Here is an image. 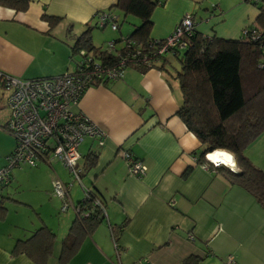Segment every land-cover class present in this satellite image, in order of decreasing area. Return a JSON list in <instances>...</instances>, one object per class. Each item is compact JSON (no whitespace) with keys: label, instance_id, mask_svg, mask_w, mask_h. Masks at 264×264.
Returning a JSON list of instances; mask_svg holds the SVG:
<instances>
[{"label":"crops","instance_id":"1","mask_svg":"<svg viewBox=\"0 0 264 264\" xmlns=\"http://www.w3.org/2000/svg\"><path fill=\"white\" fill-rule=\"evenodd\" d=\"M115 3L28 0L24 9L0 4V71L23 79L69 71L67 58L73 63L74 40L89 26L94 44L97 11L110 10L121 21ZM187 12L192 13L198 33L238 39L245 27L256 25L259 9L245 0H162L150 17V37L168 36ZM43 14L59 20L51 25ZM131 21L133 28L140 22ZM119 26L118 36H126ZM179 54L165 52L144 72L128 67L121 78L87 87L74 108L103 132L102 144L88 137L78 163L82 185L101 200L105 218L83 236L74 254L61 257L62 241L75 212L71 205L60 210L62 200L53 194L52 181L58 177L68 182L71 175L65 169L62 172L59 161L39 162L46 166L30 171V180L42 181L41 189L36 188L42 193L34 197L42 200V207L32 198L17 199L37 218L31 217L29 225L15 223L17 232H3L0 264H33L26 254L12 252V247L40 224L55 234L44 264H181L190 254L201 256L198 264H226L228 256L234 264H264V208L220 170L196 162L200 142L176 113L182 94L170 57ZM13 145L14 141L2 151L0 167ZM121 151L144 163L142 176L129 174ZM92 152L97 154L95 162L86 169ZM244 153L264 170V132ZM13 181L10 170L9 182L0 183V191L8 193ZM82 185L69 188L74 205L84 196ZM2 193L3 205L5 199H13Z\"/></svg>","mask_w":264,"mask_h":264},{"label":"trees","instance_id":"2","mask_svg":"<svg viewBox=\"0 0 264 264\" xmlns=\"http://www.w3.org/2000/svg\"><path fill=\"white\" fill-rule=\"evenodd\" d=\"M250 1L259 9L256 25L248 26L247 33L238 39H223L215 35H202L194 31L187 41V47L180 51V70L177 79L182 101L177 115L199 140L201 149L196 162L206 163L205 154L214 150H227L234 155L236 169L227 166L217 167L230 183H235L248 191L264 208V170L253 164L245 155V148L264 132V0ZM28 0H0L1 5L17 9L26 8ZM162 0H116L114 7L124 15L139 19L127 35L146 51L154 49L150 40L152 26L151 14ZM52 25L59 17L43 14ZM91 27L76 36L72 45L71 60L79 48L91 51L107 65H115L124 50L122 45L114 52H105L91 41ZM257 38L252 39L250 34ZM119 42V38L114 40ZM179 53V52H178ZM179 54V55H180ZM154 66L134 67L141 72ZM106 82V81H105ZM104 82V83H105ZM5 125V124H4ZM4 125H1L2 129ZM97 154L87 156L86 169L95 162ZM211 166V164H208ZM95 194L83 197L77 203L75 219L72 221L62 241V256L74 254L85 234H90L105 218L102 209L93 203ZM6 208L0 201V219L4 218ZM54 232L40 224L32 233L17 239L12 252L26 254L33 264H44L53 239ZM64 258H62L63 260ZM201 256L190 254L181 264H198Z\"/></svg>","mask_w":264,"mask_h":264},{"label":"built area","instance_id":"3","mask_svg":"<svg viewBox=\"0 0 264 264\" xmlns=\"http://www.w3.org/2000/svg\"><path fill=\"white\" fill-rule=\"evenodd\" d=\"M259 1V0H254ZM96 26L104 28L109 25L117 30L119 17L110 10L95 13ZM196 22L192 13H185L175 24L171 33L160 39H152L154 49L146 51L140 44L126 36H120L119 42L106 41L102 51L114 52L122 45L124 50L115 65H107L96 58L91 51L79 48L76 52L77 63L72 70L47 77L18 78L0 71V85L7 91L6 104L9 109L8 119L3 127L14 138V147L6 155V164L0 168V183L10 179V169L14 166H36L39 162L51 164L57 160L68 170L73 180L81 181L79 145L85 137H92L102 144L103 132L82 111H75L79 99L85 89L91 85L103 84L110 79H118L124 75L128 67L147 66L165 52L178 54L187 47L188 37L195 31ZM247 33V27L242 34ZM259 34H250L252 39ZM119 43V44H118ZM264 67V60L259 64ZM217 150L206 153V163L212 167L225 165L235 166L231 160H214L210 155ZM129 174L142 176L146 171L144 163L128 151H121ZM67 183L58 177L53 179L54 194L62 200L61 211L72 206L74 212L77 205L70 202ZM84 196L89 197L92 190L82 185ZM104 212L101 200L95 195L93 201ZM192 238V236H189ZM226 264H234L233 257L228 256Z\"/></svg>","mask_w":264,"mask_h":264},{"label":"rangeland","instance_id":"4","mask_svg":"<svg viewBox=\"0 0 264 264\" xmlns=\"http://www.w3.org/2000/svg\"><path fill=\"white\" fill-rule=\"evenodd\" d=\"M118 11V10H117ZM118 13H120L121 16V21H119V29L122 30L123 34L128 35L130 33V31L133 28V23L131 21V19H136L138 20L137 17L133 16V15H124L121 11H118ZM93 31L95 32V37L93 39L94 44H96V46L99 47H104V43L110 40H114V39H118V29L116 30V32L112 31L110 26L107 25L104 28H100L99 26L94 27ZM116 34V35H115ZM117 36V37H116ZM110 37V38H109ZM113 38V39H111ZM183 52V51H182ZM165 57H167V54L164 55ZM174 56V55H172ZM170 57L171 62L173 63V67L176 70H180V56L177 57ZM77 56L74 55L75 59ZM67 63H68V69L67 70H72L73 69V63L70 62V60L67 58ZM0 94H1V114H0V123L3 124L4 121H6L7 117L9 116V109H8V105L6 104V100H7V91L4 87L0 88ZM0 130L5 132V134H3L2 132H0V158L2 155V151L8 147L10 142L14 141V138L5 130H2V128L0 127ZM13 139V140H12ZM88 140V137H85L83 139V141L81 142L80 147L78 148L80 152H82L83 150V146L86 143V141ZM14 147V145H13ZM261 147H256V149H260ZM57 160H55L56 162ZM4 165L1 166L0 168L4 167L6 164V157L4 158ZM39 165V164H37ZM36 165V166H37ZM43 166L46 165H39L37 167H33V166H28V165H20V166H14L12 167L10 170H12L13 175H14V181L12 182L11 186L9 187V191L8 193L4 194L0 191V194L2 193V195H7L12 197L13 199L7 198L4 201V206L7 208V214L6 217L4 218V220H0V237L3 236V232H7V231H14L17 232V228L14 229V224L19 222V223H26L29 225L31 220V217H33V219L36 221V215H35V211L31 210L26 204L24 203H20V201H17V199L19 198L20 200H26L29 198H32V200L36 203V206L41 208L42 207V200L41 201H37L39 200L37 198V200H34V197H37L38 195H40L42 193V191L40 190L41 188L39 186L42 185V181H38L37 183H34L33 181L30 180V174L33 171L38 170L39 168H43ZM48 167V166H47ZM63 168V173H65L64 171L66 170L67 173L68 170L66 169V167H62ZM65 169V170H64ZM31 171V172H30ZM70 178V177H69ZM71 182L73 184V186L79 185L78 181L73 180L72 177L70 178V180L67 182L69 183ZM36 188H40V189H36ZM52 192L54 194V190H53V181H52ZM55 195V194H54ZM56 196V195H55ZM57 197V196H56ZM35 217V218H34Z\"/></svg>","mask_w":264,"mask_h":264},{"label":"bare ground","instance_id":"5","mask_svg":"<svg viewBox=\"0 0 264 264\" xmlns=\"http://www.w3.org/2000/svg\"><path fill=\"white\" fill-rule=\"evenodd\" d=\"M225 151L224 150H218L214 153H212L210 155V157L214 160H219V159H222V160H231L230 156L227 155L226 153H224ZM230 158V159H229Z\"/></svg>","mask_w":264,"mask_h":264},{"label":"clouds","instance_id":"6","mask_svg":"<svg viewBox=\"0 0 264 264\" xmlns=\"http://www.w3.org/2000/svg\"><path fill=\"white\" fill-rule=\"evenodd\" d=\"M217 150V149H216ZM223 150V149H222ZM215 151V150H214ZM213 152V151H212ZM225 152L226 153H228V154H231L232 156H233V158H234V155L231 153V152H229V151H227V150H225ZM208 153H210V152H208ZM206 159V158H205ZM234 161H235V158H234ZM222 165V164H221ZM220 166V165H219ZM225 166V165H224ZM228 168H230V169H233V170H235L236 169V163H235V166H233V167H229V166H227Z\"/></svg>","mask_w":264,"mask_h":264},{"label":"snow or ice","instance_id":"7","mask_svg":"<svg viewBox=\"0 0 264 264\" xmlns=\"http://www.w3.org/2000/svg\"><path fill=\"white\" fill-rule=\"evenodd\" d=\"M211 158V157H210Z\"/></svg>","mask_w":264,"mask_h":264}]
</instances>
